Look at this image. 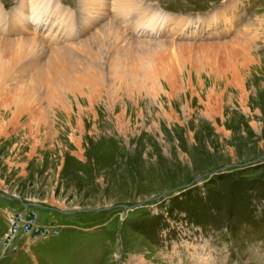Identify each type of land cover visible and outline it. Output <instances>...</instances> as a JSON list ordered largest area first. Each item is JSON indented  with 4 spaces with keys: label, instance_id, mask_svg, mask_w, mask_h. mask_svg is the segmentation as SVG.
<instances>
[{
    "label": "rangeland",
    "instance_id": "1",
    "mask_svg": "<svg viewBox=\"0 0 264 264\" xmlns=\"http://www.w3.org/2000/svg\"><path fill=\"white\" fill-rule=\"evenodd\" d=\"M144 2L201 22L188 40L222 69L220 48L246 45L241 82L195 53L172 87L67 92V110L2 127L0 264H264V0Z\"/></svg>",
    "mask_w": 264,
    "mask_h": 264
},
{
    "label": "bare ground",
    "instance_id": "2",
    "mask_svg": "<svg viewBox=\"0 0 264 264\" xmlns=\"http://www.w3.org/2000/svg\"><path fill=\"white\" fill-rule=\"evenodd\" d=\"M144 1L77 0V16L62 0H0V129L17 125L23 115L29 125L46 121L45 110L66 108L67 92L85 94L92 104L102 89L109 95L141 87L153 92L160 79L172 87L195 53L217 73L225 71L233 82H241L249 59L246 45L222 46L227 62L222 69L216 57H205L206 48L216 45L188 40V28L201 22L167 15ZM107 11L112 12L110 24L96 30ZM216 18L226 26L234 21L224 11ZM176 38L188 42H174ZM236 54H241L239 63ZM24 77L31 89L21 86ZM41 86L44 90L35 92ZM42 94L48 99L46 109L40 107Z\"/></svg>",
    "mask_w": 264,
    "mask_h": 264
}]
</instances>
